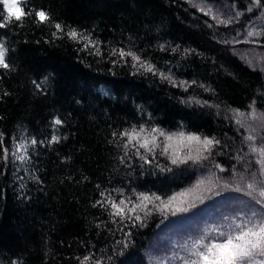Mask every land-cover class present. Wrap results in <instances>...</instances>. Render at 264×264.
<instances>
[{
	"label": "trees",
	"instance_id": "16d2710c",
	"mask_svg": "<svg viewBox=\"0 0 264 264\" xmlns=\"http://www.w3.org/2000/svg\"><path fill=\"white\" fill-rule=\"evenodd\" d=\"M261 5L253 0H27L26 10L43 9L65 31L75 28L99 41L101 54L82 50L83 42L54 38L55 28L35 23L32 16L0 29L11 65L0 69V133L9 149L7 163L0 159V264H81L85 256H92L89 264H152L148 250L166 227L173 225L170 231L177 236L169 239L186 232L194 237L197 228L187 229L186 221L230 200L236 204L216 208L217 216L227 220L243 208L233 217L243 219L254 206L245 185L252 172L259 179L260 168L249 143L264 145V126L248 115L253 101L256 113H264V0ZM213 16L232 22L220 24ZM250 31L256 34L248 36ZM120 48L177 84L187 82V91L137 71L130 57L119 61L111 51ZM252 55L263 65L256 67ZM56 118L62 124L55 125ZM140 125L196 133L219 144L210 155L203 153L208 159L176 165L160 148L141 149L151 161L145 163L135 149L125 156L124 141L113 136ZM250 134L254 142L246 141ZM52 136L59 141L50 142ZM19 143L28 145L27 161L12 155ZM200 181L205 183L188 199L193 207L185 212H161L154 206L159 201L146 202L144 211L121 220L110 215V207L93 206L101 192L135 204L136 194L166 200L196 189Z\"/></svg>",
	"mask_w": 264,
	"mask_h": 264
},
{
	"label": "snow or ice",
	"instance_id": "6c2138e0",
	"mask_svg": "<svg viewBox=\"0 0 264 264\" xmlns=\"http://www.w3.org/2000/svg\"><path fill=\"white\" fill-rule=\"evenodd\" d=\"M27 0H0V29L8 27L13 21L22 23L23 19L28 16H32L34 22L37 24H51L56 31L52 33V36L56 39H62L67 37L70 40L76 41L77 43L83 42L82 50H94L91 54L100 55L99 41L92 39L90 35H86L82 32L77 31L75 28H71L65 31V28L60 24L53 22L51 17L43 9L26 10L25 5ZM253 4L256 7H261V0H253ZM204 11V9H200ZM251 11V7L248 9ZM209 9L205 14H210ZM236 15H239L237 13ZM213 19H218L213 16ZM231 19H218L220 24H229ZM256 33L248 32V36H253ZM175 51V49H173ZM8 49L3 43H0V69L8 70L11 65L7 62L6 56ZM111 55L118 57L119 61H126V58L130 57L132 61V67L136 68L137 71H144L152 73L153 75H159L162 80H166L171 83L174 87H183L187 91L189 85L187 82L181 81L179 84L170 76L165 75L163 72H159L155 65L147 60H143L141 56L135 52L128 50L125 51L123 48L112 49ZM118 61H113L117 63ZM38 89L41 88V84L36 81L33 82ZM194 83V82H193ZM199 103V101H197ZM255 101H253V105ZM253 105H250L252 111L248 113L249 118L261 122L264 126V113L257 114ZM238 115H243L239 113ZM53 123L55 125L62 124L59 118H56ZM238 123H240L238 121ZM119 136L123 141V148L125 149V156L128 155L130 149H135L134 154L138 155L141 160L145 163H151L147 156L141 154V149L144 153H153L155 149L160 148L162 154H168L171 152V163L173 165L185 163L188 160L199 161L201 159H208V156L203 153L212 152L213 147L219 144V141L214 138L207 136L201 137L196 133H186L184 131L179 132H166L164 129L159 127L146 128L144 125L139 127L133 126L130 129H125L119 133H113V136ZM160 138H163L162 140ZM246 141L254 142L256 137L248 135L245 137ZM59 137L52 136L50 142H58ZM37 140L33 138L31 145H36ZM28 145L19 143L15 146V152L12 153L15 160L27 161L29 159L27 155ZM187 149V152L183 157L179 153ZM195 151L196 155L193 156L192 152ZM249 151L253 154H257L259 159L256 163L260 166L259 168V179L257 174L252 172L251 180L245 185L247 192L246 195L251 198L253 205L249 208L248 212L244 213V218L240 219L239 222L235 220L228 225V230H221L220 228L211 229L212 232L218 233L215 238H209L207 235L193 242L191 247L188 248V256L183 259L182 264H264V145L257 147L255 143H249ZM23 153L22 155L18 153ZM9 158V149L5 146L3 134L0 133V159L7 163ZM220 171H224L223 167L216 165ZM243 179V177H241ZM204 181H200L196 189L189 190L185 193H179L173 195L166 200H162L160 196H149L143 193L136 194V199L139 203L133 204L128 199H120L118 202L111 197V194H105L101 192L100 196L102 199L97 200L93 205H100L102 207H110L112 212L111 216L120 217L121 220L128 218V213H136L137 209L144 211L147 203H153L159 201V205H155L159 211L169 209L173 213L185 212L189 208L193 207V203L190 202L187 197L192 195L195 191L199 190ZM211 183V181H209ZM99 187V185L97 186ZM240 191V188L236 189ZM123 193H121L122 195ZM198 197H193L196 199ZM132 204V207H129ZM186 205V206H185ZM255 206H259L258 208ZM149 213H145L148 215ZM135 220L142 221L141 216L135 215ZM92 256H85L81 260V264H89L92 260ZM95 264H102L101 260H96Z\"/></svg>",
	"mask_w": 264,
	"mask_h": 264
},
{
	"label": "rangeland",
	"instance_id": "374dc122",
	"mask_svg": "<svg viewBox=\"0 0 264 264\" xmlns=\"http://www.w3.org/2000/svg\"><path fill=\"white\" fill-rule=\"evenodd\" d=\"M251 59L256 67H260V65H263V63H260L262 59L260 60L257 59L255 55H252ZM160 139L162 140L163 138ZM185 150L187 151V149ZM169 154L171 156V152H169ZM184 154L185 152L179 153L181 157H183ZM190 197L191 195L186 199H189ZM234 204L236 203L230 200L227 202H222L218 207L222 205L233 206ZM218 207L207 208L200 216L198 214L197 216H195V218H191L186 221L187 229L197 228V234H195L194 237H192L190 234H187L186 232L185 237L182 236L181 238L169 239L172 237H177L175 236V233L173 234L172 232L173 230L170 231L173 225L162 229V231H160L158 235L155 237V239L152 241L153 244L150 245V248L148 250V256H149L148 259H150V262L152 264H175V262L179 261V259H182L183 256H188V248L191 247L194 241L200 239L205 235H207L209 238H214L215 236L218 235V233L212 232L211 229L220 228L221 230H226L228 227L227 222L232 223L234 221L233 217L235 216V214L239 212H243L245 210L242 208L240 210L235 211V213L231 212L229 219L226 220L224 218L223 220L222 218H219L216 214V211H218V209L216 208ZM197 224L198 226H194ZM224 224L225 226L222 227ZM213 235L214 237H212Z\"/></svg>",
	"mask_w": 264,
	"mask_h": 264
}]
</instances>
